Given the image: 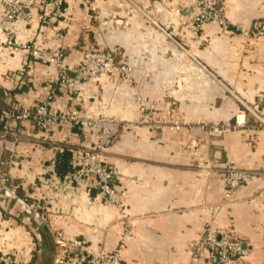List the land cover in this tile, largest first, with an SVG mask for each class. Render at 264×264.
<instances>
[{
  "label": "crops",
  "instance_id": "0c3cea01",
  "mask_svg": "<svg viewBox=\"0 0 264 264\" xmlns=\"http://www.w3.org/2000/svg\"><path fill=\"white\" fill-rule=\"evenodd\" d=\"M7 1L0 0V11ZM188 1L127 0L119 7L117 0H63L57 21L43 24L37 9L29 24L14 29L17 51L9 49V34L0 27V174L6 173L17 195L29 201L48 193L42 197L46 226L37 231L23 205L0 190V257L11 264H55L60 233L64 241L83 242L71 248L67 264H85L86 254L110 251L121 241V264H192L187 244L200 239L210 224L233 231L245 244L246 254L230 264H264V132L255 130L257 122L248 112L264 115V35H240L255 21L263 22L264 31V0H228L231 25L223 35L216 26H175L179 2ZM130 5L165 28L174 25L180 43L196 49L195 59L204 67L183 57L146 17L130 13ZM82 48L116 52L119 62L132 67V83L104 76L83 84L77 98L54 89L57 71L46 58L61 51L74 74ZM180 69L185 72L178 98L171 88ZM45 101L53 109L105 113L123 121L136 119L145 105L164 122L179 121L181 128L124 131L106 149L105 161L118 173L123 200L118 216L115 207L99 205L101 197L94 192L69 195L51 183L39 189L40 180L69 171L57 173L59 155L88 143L76 128L40 130L29 121L16 127L5 114L8 107L32 108ZM239 117L243 127L237 125ZM199 123L215 130L202 131ZM225 161L262 175L226 199L217 173ZM91 198L98 204L89 206Z\"/></svg>",
  "mask_w": 264,
  "mask_h": 264
},
{
  "label": "built area",
  "instance_id": "2783aa9c",
  "mask_svg": "<svg viewBox=\"0 0 264 264\" xmlns=\"http://www.w3.org/2000/svg\"><path fill=\"white\" fill-rule=\"evenodd\" d=\"M122 5L124 0H117ZM197 6L202 5L200 0ZM40 9L42 15L39 20L44 24L46 21L55 22L63 16V0H8L4 3L0 11V27L9 34L6 41L9 49L17 51L19 45L11 41L14 29L20 24H29L33 19V14ZM204 9L196 11L195 21L204 24L209 20L218 23L224 29L227 28L225 22V9ZM151 22H153L151 20ZM155 25V23L153 22ZM263 22L255 21L251 24L248 31L243 35L247 37L262 36ZM160 28V27H159ZM163 31V30H162ZM164 32V31H163ZM165 33V32H164ZM34 56H40L37 51H33ZM42 56V55H41ZM46 60L56 68L57 75L54 81V89H58L69 98L80 96L81 86L91 85L94 81L104 76L117 75L120 79L132 83V67L129 64L121 63L118 60V54L112 51H103L96 49H83L82 55L74 74L71 73L69 66L65 63L64 55L61 51H56L48 56ZM6 115L11 119L14 126L22 124L25 121L33 123L38 129H50L53 125L61 128H76L86 138L88 143L68 149L71 156L70 170L63 176L53 175L49 179L40 180L41 186L47 183L57 184L64 187L69 195H78L82 190L86 193H96L101 197L99 205L113 206L118 211V216L124 211L121 192L117 189L118 173L115 167L108 165L105 161V152L121 135L122 132H135L138 128H148L152 131H178L181 123L176 120L164 122L154 111L143 105L140 106L138 117L132 120H120L108 117L105 113L83 116L75 110H64L51 108L48 101L35 105L32 108L11 107L7 108ZM251 118L256 120L255 130L264 132V115L254 110L248 109ZM169 118V114H166ZM185 125V123H182ZM239 127L244 126V120L239 117L237 122ZM198 128L204 131H213L206 124H198ZM221 181L225 187V198L229 199L232 194L241 186L250 183L254 179L261 177V173L239 168L233 161H225L217 168ZM7 174H0V187L7 197L15 199L23 205L34 218L39 219L46 226V211L43 204V196L32 201L25 196L17 195V186L11 185ZM45 181V182H44ZM50 184V185H51ZM38 189V187H37ZM40 196V195H39ZM42 198V199H41ZM264 200V189L262 191ZM95 198L89 199V206L97 205ZM125 230L129 229V224L124 225ZM204 233L200 239H196L187 244L191 251V262L196 264L205 261L207 264H230L239 261L246 253L242 250V241L239 236L229 229H216L210 224L204 227ZM56 244L59 246V254L56 257L55 264H67L71 261V248H81L83 242L79 240L64 241L60 233H56ZM123 248V241L110 251L98 249L93 253L83 256L82 262L85 264H121L120 251ZM0 264H11L5 257H0Z\"/></svg>",
  "mask_w": 264,
  "mask_h": 264
},
{
  "label": "rangeland",
  "instance_id": "374dc122",
  "mask_svg": "<svg viewBox=\"0 0 264 264\" xmlns=\"http://www.w3.org/2000/svg\"><path fill=\"white\" fill-rule=\"evenodd\" d=\"M160 1H173V0H160ZM202 5L197 6L198 10L204 9L203 11H208V9H220L222 7H224L225 9V22L227 24V28L224 29L222 26H220L218 23H214L213 20H209L208 22L204 23V24H199V22L195 21V15H196V3L198 1H194V0H190L186 3V5H183L182 3L179 2V10H180V19L177 23H175V26H178V23L183 24L184 26H188L192 29H197V30H201V29H207L208 27L211 26H216L219 28V32L218 35H223L225 34L224 32H226L227 30H229V26L231 25V22L228 19V0H200ZM124 2H127V0H124ZM119 7H121L122 5H118ZM129 12L133 9L135 10L138 14H140V16L142 18H147L150 22L151 20L155 23L156 26L160 27L161 30H163L165 32V35L171 39L172 43L175 44L180 52V54L185 57V58H189L194 60L198 66H200L201 68H203L204 66L198 61L196 60V49H190L185 47L182 43H180L179 38L177 33L175 32V28L174 25L168 26L167 28H165L162 24H160V22L153 16V15H149L147 14V12L143 11L139 6L136 5H130V7L128 8ZM126 10V9H125ZM131 13V12H130ZM145 18V19H146ZM151 22V23H153ZM177 29V28H176ZM233 35H239L238 32L232 31ZM240 35H243V32L240 33ZM244 36V35H243ZM209 40V38L207 39ZM185 71L180 69L178 76L175 79V83H173L172 88H171V92L175 93L176 97L179 98V90L182 89L181 87L183 86V80L181 79L182 73H184ZM178 92V93H176ZM174 97V96H173ZM177 105V102L176 104ZM167 131V130H166Z\"/></svg>",
  "mask_w": 264,
  "mask_h": 264
},
{
  "label": "trees",
  "instance_id": "16d2710c",
  "mask_svg": "<svg viewBox=\"0 0 264 264\" xmlns=\"http://www.w3.org/2000/svg\"><path fill=\"white\" fill-rule=\"evenodd\" d=\"M70 162H71V156L67 152H64L63 155H59V158L57 159V163H58L57 173L62 174L63 171L70 170Z\"/></svg>",
  "mask_w": 264,
  "mask_h": 264
},
{
  "label": "water",
  "instance_id": "95a60500",
  "mask_svg": "<svg viewBox=\"0 0 264 264\" xmlns=\"http://www.w3.org/2000/svg\"><path fill=\"white\" fill-rule=\"evenodd\" d=\"M8 108H9V107H8ZM0 190L2 191L3 195H4L6 198H8V199H13V198L7 197V196L5 195V193H4V191L1 189V187H0ZM15 201H16V200H15ZM23 207H24V206H23ZM24 213H25V215H26L29 219L32 220L34 226L36 227L35 229H36L37 231H39V230L45 228V225H43L42 222H41L39 219L34 218V217L32 216V214H30V213L27 211V209H26L25 207H24ZM241 248H242V250L244 251V250H245V244L242 243V244H241ZM55 260H56V259H55ZM54 263H55V261H54Z\"/></svg>",
  "mask_w": 264,
  "mask_h": 264
}]
</instances>
